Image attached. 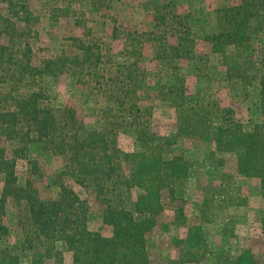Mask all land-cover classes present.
Masks as SVG:
<instances>
[{
	"label": "trees",
	"instance_id": "1",
	"mask_svg": "<svg viewBox=\"0 0 264 264\" xmlns=\"http://www.w3.org/2000/svg\"><path fill=\"white\" fill-rule=\"evenodd\" d=\"M2 1L9 15L0 24V264H22L26 257H31V264H156L149 237L158 228L169 230L170 222L161 221L168 203L174 206L173 225L187 229L186 236L176 240L181 263L215 259L217 264H257L252 250L235 256L214 252L204 226L191 224L187 215L186 185L192 164L174 152L184 140L213 144L209 161L221 182L233 178L226 174L227 157L235 156L236 172L259 179L264 196V125L249 130L234 110L218 106L213 110L200 101L194 103L187 94L180 62L196 54L190 16L177 15L172 1H158L154 29L128 32L122 50L116 52L97 30L108 20L115 0H60L68 4L53 10L60 17L70 15V6L83 8L88 1L101 17L91 19L73 10L82 34L67 38L60 53L36 64L28 29L19 26L20 20L28 26L32 23L29 0ZM113 20L114 39H120L118 20ZM218 25L206 41L222 57L230 82L251 86L258 80L264 114V75L253 74L257 39L264 51V0H240L220 9ZM147 57L162 68L157 74L144 64ZM63 77L81 93L102 99L101 128L89 130L74 106L52 104L47 80ZM152 85L157 97L175 110L176 130L171 135L154 130V107L142 102L141 92ZM122 129L135 132V151L119 145ZM37 149L64 160L55 177L57 197L44 195L41 162L33 156ZM22 163L27 164L23 182L18 175ZM66 179L99 205L102 223L111 227V235L90 229V200ZM214 205L207 195L199 210L205 220ZM10 211H14L11 220ZM61 242L73 254L72 263L59 249Z\"/></svg>",
	"mask_w": 264,
	"mask_h": 264
},
{
	"label": "rangeland",
	"instance_id": "2",
	"mask_svg": "<svg viewBox=\"0 0 264 264\" xmlns=\"http://www.w3.org/2000/svg\"><path fill=\"white\" fill-rule=\"evenodd\" d=\"M174 2L177 6V15H189L193 37L197 42L196 54L192 59L180 62L181 74L186 80L187 94L200 101L203 105H209L216 110L218 107L234 110L236 118L247 129L255 125H264V114L260 104V85L258 80L253 85L247 86L239 82H230L227 67L221 56L212 52L211 45L206 38L218 31V11L231 6L240 0H115L113 10L108 13V20L102 21L97 27L99 34L104 36L107 44L113 46L116 52L123 48L124 38L128 32H148L154 29L153 12L156 2ZM30 11L33 15L32 23L28 26L24 21H19V26L28 29L30 42L36 53L35 63L39 64L45 58L60 53L65 40L74 35H81L83 30L75 26L73 10L87 13L88 18L99 19V13L93 11L90 1L83 8L70 6L72 11L68 17H60V13L53 12L56 8L68 7L66 2L60 0H29ZM9 15L6 3L0 0V24ZM183 18V22H187ZM116 18L121 32L120 39H114L113 30ZM103 30V32H102ZM102 32V33H101ZM6 42V38L2 37ZM254 61L257 69L253 74L264 75V51L262 40L257 39L254 47ZM144 64L149 70L157 74L159 68L156 62L147 57ZM258 79V78H257ZM48 89L52 96V104L57 108L74 106L86 121L87 128L94 130L103 125L102 116L104 107L101 98L92 94L81 93L74 86L71 79H48ZM146 87L141 92V98L154 107L153 128L160 135H171L176 130V113L173 107L166 101L157 97L155 88ZM87 94H90L87 96ZM106 105V103H105ZM104 120L105 116H104ZM122 131L118 135V143L127 152H133L138 147L134 131ZM214 148L213 144H205L199 141L184 140L174 148L175 154L184 155L191 162L189 179L187 181L188 203L187 215L191 224H202L205 236L212 250L216 253H230L237 255L246 250H252L257 264H264V196L261 192V181L250 178L236 172V157L228 156V175L233 178L227 182H221L219 171L210 163L209 152ZM33 156L41 162L43 177L41 186L44 195L57 197L59 188L56 184V175L64 165L61 157L35 150ZM26 163L18 168L21 182L24 181ZM84 199L90 200L91 212L89 227L106 236L111 235L112 229L102 223L101 208L94 203L88 193L73 182L65 180ZM223 185V187H221ZM3 188V180L0 177V195ZM231 188V191H228ZM213 198L215 207L209 220H205L201 212L204 198ZM161 218L162 222L169 223V230L158 228L149 237L150 252L156 264H184L181 263V250L176 245V240L184 238L187 229L173 225V205ZM14 218V211H10L9 220ZM12 225V224H11ZM16 232V231H15ZM16 236V233H14ZM58 247L63 251L67 263L73 262V254L68 251L64 243ZM29 256V255H28ZM31 257L23 258L22 264H31ZM189 264H217L215 259L202 263Z\"/></svg>",
	"mask_w": 264,
	"mask_h": 264
}]
</instances>
